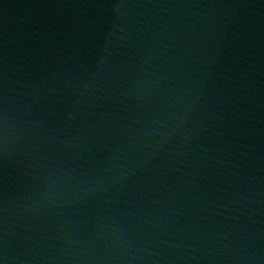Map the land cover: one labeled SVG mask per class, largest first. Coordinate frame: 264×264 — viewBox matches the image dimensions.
<instances>
[{
	"label": "water",
	"instance_id": "water-1",
	"mask_svg": "<svg viewBox=\"0 0 264 264\" xmlns=\"http://www.w3.org/2000/svg\"><path fill=\"white\" fill-rule=\"evenodd\" d=\"M0 264H264V0H0Z\"/></svg>",
	"mask_w": 264,
	"mask_h": 264
}]
</instances>
